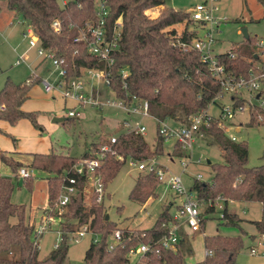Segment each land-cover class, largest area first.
Instances as JSON below:
<instances>
[{
  "label": "trees",
  "instance_id": "16d2710c",
  "mask_svg": "<svg viewBox=\"0 0 264 264\" xmlns=\"http://www.w3.org/2000/svg\"><path fill=\"white\" fill-rule=\"evenodd\" d=\"M257 1L264 8V0ZM164 4L165 0H106V35L112 37L118 33L116 48L111 52L113 62L109 66L88 53L85 41H74L85 23L96 19L95 0H66L63 6L59 0H0V12L6 8L31 25L41 45L65 64L67 77H82L85 68L102 69L110 79V89L116 98L130 101L131 96L135 95L145 99L153 117L183 126L188 124L192 114L210 105L219 89V82L208 71L197 51L184 50L175 44L178 32L181 40L189 42L192 39L194 22L188 12ZM159 6L163 8L156 15L147 12L149 8ZM118 18L121 21L119 26L114 25ZM54 20L59 22L58 30L51 26ZM178 26L182 27L180 31L177 30ZM244 40L229 49L233 57H229L228 52L217 54L219 61L234 76H246L251 67L262 60L258 39L248 36ZM122 69L128 72L124 78L121 77ZM32 80L26 84L14 83L6 78L0 88V120L14 124L26 118L37 125L36 112L21 108L28 98L30 85L38 82L36 77ZM233 100L234 104L244 103L242 98L233 97ZM254 113L261 114V108L251 107L250 118H256ZM73 118L67 117L62 122H69ZM201 129L204 133L202 139L208 145L219 146L222 158L221 162L210 161L207 164L209 176L198 179L195 175L189 186L203 205L201 225L206 214L214 211L208 203L218 195L226 199L223 219L227 223L237 224L236 214L227 210L226 203L259 202L264 205V163L249 166L246 143L232 140L217 119L212 120L209 127ZM110 137L109 132L100 133L79 156L53 150L32 154L27 167L47 174V207L40 220L47 214L52 215L56 221L51 225L61 235L57 247L46 257L39 256L38 245L42 235L36 234V225L30 221L26 206L10 200L15 187L13 177L0 175V264H71L66 259L69 239L84 224L88 225L90 231L97 233L99 239L87 247L83 264H125L131 247L141 242L151 243L166 231L163 223L171 219L170 205L162 208L148 228H121L106 217L105 199L96 202L92 195L86 202L85 178L76 174L74 165L81 159L91 157L101 144L109 142ZM154 140L156 144L151 147L144 135L120 131L112 144L115 154H106L98 168L105 189L128 157L144 160L162 155L165 139L159 135L158 128ZM172 151L177 158L186 155V151L176 141ZM0 160L14 174L23 167L21 162L13 160L1 150ZM141 173L129 192V198L139 203L154 197L160 183L154 172ZM68 176L76 178L77 192L63 211L58 213L54 202ZM31 179L25 178L23 182L29 185ZM253 223L257 232L264 235V219ZM117 229L122 234V242L109 250L108 238ZM180 232L182 238L175 250H153L142 264H187L185 255L191 253L192 248L184 231ZM241 246L240 235H206L204 247L207 254L202 264H236Z\"/></svg>",
  "mask_w": 264,
  "mask_h": 264
},
{
  "label": "rangeland",
  "instance_id": "374dc122",
  "mask_svg": "<svg viewBox=\"0 0 264 264\" xmlns=\"http://www.w3.org/2000/svg\"><path fill=\"white\" fill-rule=\"evenodd\" d=\"M196 1L165 0L164 6H171L177 10H187L190 4ZM218 6L219 15L225 20L220 24V32L216 35L213 45L215 53L228 51L232 47L243 43L245 40L241 33L242 28H246L251 38L264 41V8L257 0H219ZM162 8L163 6L152 7L147 12L154 16ZM9 20L11 21L10 25L8 24ZM181 28V26H178L177 30L180 31ZM21 31L22 26L19 24L18 17L12 15L6 8H3L0 12V88L6 78H9L14 83H24L36 67L41 77L48 75L49 77L47 78L50 80L55 77V73L48 74L53 68L50 62L47 61L42 66L37 65L38 55L35 49L29 48L27 40L21 35ZM18 56H24L25 61L20 65H15L14 63ZM33 78L34 76L31 77V79ZM86 82L92 83L96 81L87 78ZM98 85L100 86L96 88L99 89L100 102H106L107 99L111 100L113 98L111 90L102 82H99ZM30 89V96L23 106L24 109L25 107L32 106L33 108L44 110H33L37 114V125L23 118L19 121L21 122L22 120V122L26 123L17 121L11 124L12 126L19 127V129L15 130L17 133L6 135L16 148L21 151L22 154L20 156L26 160L28 156L22 151L23 149H28L29 145L33 144V142L28 139L27 131L29 130H27L25 125L21 124H29L36 131L38 143L41 140L48 141L50 138L56 144L57 149L54 151H68L73 155L79 156L85 147V141L88 144L91 138L97 137L102 132H109L111 135L118 134L122 131V126L120 125L122 120L129 118V114L122 109V111L117 112L113 108H107L109 105L105 104L102 107L103 110L98 109V107L85 106L80 109L81 114L79 117H75L69 122L52 123L51 116L53 113L56 117L67 118L68 108L73 107L74 103L70 101L65 103L63 97L56 92H45L40 83H32ZM242 96L247 100L250 98L247 91H242ZM225 101H228V99L225 98ZM252 103L258 106L255 100ZM49 106L51 110H45ZM260 108L262 119L259 118V114L255 115V113L254 117L256 118H250L252 117L251 110L249 111L248 105H246L242 112L235 113L222 121L226 135L229 137L233 135L237 141L246 143L249 166L264 163V100ZM210 112L216 114L218 109L212 105ZM142 122L147 125L144 138L149 146L152 147L156 144L154 140L157 128L156 124L149 118L143 119ZM236 126H238V130H236ZM12 138H15V140H12ZM173 143V138L167 139L163 145V154L156 156V159L162 165L167 166L170 171L180 173L179 159L174 157L172 151ZM193 153L194 159L201 158V162L197 164L191 163L187 166L186 172L182 173L183 183L187 187L191 185L192 178L196 173H200L203 178L209 176L207 159L211 162L222 161L219 146L215 144L208 145L203 139L196 142ZM168 154L170 157H173L172 162L169 161ZM4 173L12 176L15 184L10 198L11 202L25 205L30 220L38 219V215L43 213L47 207V183L45 177H41V173L44 172L33 170L29 185L25 184L22 178H15L8 167H6ZM139 173H141L140 170L135 165L130 164L129 160H126L117 175L106 185L105 193L107 196L104 198L106 206L105 214L108 219L116 222L118 227L148 228L154 223L162 208L166 205H172L171 202L176 198L166 182L161 181L156 188V195L154 197H149L143 203L130 199L129 192ZM89 198L86 195L87 203ZM173 203L175 204V202ZM238 203L235 201V204H231L233 207L231 212L236 214L237 224L227 223L225 219L219 217V211L216 209L206 214L200 231L190 233L186 237L192 248L191 253L185 255V262L187 264H197L203 260L205 257L204 236L216 233L241 236L242 246L237 253L236 264H264V254L262 253L264 246L260 244L261 237L264 235L257 232L253 223V221L264 219V207L259 202ZM201 210H203V206ZM72 237L71 235L69 239L67 262L71 264H83L84 253L91 243L93 236L90 233H86L77 242H74ZM57 239L58 233L55 226L51 225L39 239L40 258L42 256L46 257L50 253ZM252 247L256 248V254L250 253V248Z\"/></svg>",
  "mask_w": 264,
  "mask_h": 264
},
{
  "label": "built area",
  "instance_id": "2783aa9c",
  "mask_svg": "<svg viewBox=\"0 0 264 264\" xmlns=\"http://www.w3.org/2000/svg\"><path fill=\"white\" fill-rule=\"evenodd\" d=\"M61 6L65 5L66 0H59ZM219 0H197L192 3L186 11L189 14L190 19L194 22L192 28L193 36L191 41H183L180 39V32L176 36L175 44L181 49H192L199 53L200 59L206 64L208 71L219 82V89L213 97L210 105L203 110H200L189 117L187 125L178 126L170 124L167 121L159 120L153 117L149 113V105L147 100L137 98L135 95L131 96L130 101H126L120 98H116L113 94V98L107 99L106 102H100L99 94L93 91L87 90L86 79L90 78L97 83L102 82L106 87L110 89V79L102 69L97 68H85L82 77H67V71L65 64L57 59L54 53L44 48L38 36L35 34L31 25L25 20L19 19V24L22 26L21 35L27 40L29 48H33L36 54L42 60H48L53 66V72L55 73V79L50 80L48 78H40L39 82L42 84L45 92H58L64 99L72 100L76 106L70 108L67 111L68 117H79L81 114L80 109L85 106H92L101 108L102 106L109 105L128 113L129 116H139L140 118L152 117L156 121L158 133L163 136L165 141L169 138H173L174 142H179L180 147L186 151V155L179 157V165L181 167L180 173H174L170 171L166 166L162 165L156 157L146 158L144 160H135L128 157L130 164L135 165L140 172L149 173L154 172L158 180L165 181L169 189L175 194L177 203L173 212L171 213V219L163 223L166 227V231L157 239L151 243L141 242L138 245L131 247L126 256L125 264H142L147 254L153 250L158 251L159 248L175 250L177 244L180 242L181 230L189 231L191 233L201 230V207L203 206L196 197V194L187 187L182 180V173L186 171V168L191 163H200L201 158L194 159V145L198 140H202L204 133L202 127H209L212 120L217 119L220 126L222 121L228 119L235 113L242 112L246 105L248 110L255 106L252 102L255 100L258 103V107L263 105L264 100V41L258 40V46L260 48L259 54L262 60L257 61L254 66L251 67L246 76H234L230 74L225 65L219 61L217 54L228 52L229 57H233V53L228 51L215 53L213 51V45L216 40V35L220 32L219 26L225 20L219 15ZM96 19L94 21H88L84 27L80 29L79 34L74 38V41H85L87 43V51L89 54L105 61L109 66L112 64L113 59L111 52L116 48V41L118 33L112 37L106 35V16L108 9L106 6V0H95ZM120 19H116L114 25H120ZM11 24V22H10ZM51 26L58 30L59 22L54 20ZM201 32V34H200ZM25 57L18 56L15 60V65L24 63ZM125 69L121 70V77L124 78L127 75ZM26 84L32 82L31 78H28ZM111 90V89H110ZM242 91H247L249 99L247 100L242 96ZM233 97L242 98L243 104H234ZM227 98L228 101L224 102ZM217 102V104H215ZM218 108V114L213 115L210 112L211 106ZM2 106L0 105V109ZM259 118L262 119L259 114ZM122 132H134L144 135L147 127L138 122H132L130 120H123ZM117 134L111 135L109 142L101 144L97 152L91 157L79 160L74 165L76 174H79L85 178L84 193L91 197L95 196L96 202H102L105 197V186L102 181L101 174L98 168L101 166L106 154H115L112 144L116 141ZM232 140L236 138L231 135ZM119 158H122L118 155ZM16 175L22 179L32 177L33 169L25 166L18 168ZM198 179L202 178V175L198 173L196 175ZM77 180L73 176L65 178V182L62 184L59 194L54 202L55 210L61 213L64 207L69 203L72 196L77 192L76 186ZM225 197L218 195L214 201L209 202L208 205L212 206L213 210L219 211V217L224 218V204ZM55 218L52 215H46L36 225V234L38 236L46 232L50 225L55 222ZM58 239L53 244V248L57 247L61 235L58 230ZM86 233L92 234L91 242L95 243L99 239V235L88 229V225H82L77 231L72 234V239L77 242L80 237H83ZM122 242V234L119 229L115 230L108 238V249H113L116 245ZM260 244L264 246V236L261 237ZM251 254H256V248H250ZM264 254V248L262 249ZM207 254V252H205Z\"/></svg>",
  "mask_w": 264,
  "mask_h": 264
},
{
  "label": "crops",
  "instance_id": "0c3cea01",
  "mask_svg": "<svg viewBox=\"0 0 264 264\" xmlns=\"http://www.w3.org/2000/svg\"><path fill=\"white\" fill-rule=\"evenodd\" d=\"M191 5V4H190ZM11 14L13 15V13L11 12ZM18 17V16H17ZM9 23V25H10V20L8 21ZM38 66H42V64H44V63H46L48 60H42L39 56H38ZM48 62H50V61H48ZM22 64V63H21ZM51 64V63H50ZM20 65V64H19ZM52 65V64H51ZM52 73H54L53 72V68H52V70L48 73L49 75H51ZM30 75H32V76H34V78L36 77L37 78V80H38V82H36V83H40L39 82V80H40V78H47V77H49L48 75L46 76V77H41L40 76V74L37 72V67H36V69L34 70V71H32V73L30 74ZM53 79H55V77H53ZM52 79V80H53ZM25 82V81H24ZM94 83H96V85H94ZM97 86H100V85H98V83L97 82H89L88 84H87V90L88 91H93V94L95 95V92H97L98 94H99V89L98 88H96ZM30 90L31 89H29V92H28V98H29V96H30ZM95 91V92H94ZM56 92V91H55ZM57 94H59L58 92H56ZM99 97H100V95H99ZM27 98V99H28ZM54 99H55V97H53ZM26 99V100H27ZM64 99V98H63ZM25 100V101H26ZM68 101H70V102H72V103H74V106L73 107H75L76 106V104H75V102L74 101H72V100H67V99H64V102L65 103H67ZM24 104V103H23ZM23 104H22V106H21V108L23 109V110H25V111H27V110H30V111H33V110H37V111H44L43 109H37V108H33L32 106L31 107H25V109H24V106H23ZM51 106V105H50ZM48 107V108H45V110H51V107ZM73 107H71V108H73ZM103 107V106H102ZM102 107L101 108H98V109H100V110H103L102 109ZM214 107H216V106H214ZM44 108V107H43ZM82 108H84V107H82ZM81 108V109H82ZM107 108H113V109H115V110H117V112L118 111H122L121 109H118V108H116V107H113V106H108ZM217 108V107H216ZM27 109V110H26ZM70 108H68V110H69ZM218 109V108H217ZM213 115H217L218 114V112L216 113V114H214V113H212ZM56 117V115H54V113H53V115L51 116V122L52 123H55L54 121H53V119ZM68 117V116H67ZM129 118L127 119H125L124 118V120H130V121H132V122H140V123H142V124H144L146 127H147V125L145 124V123H143L142 122V120L143 119H145V118H149V119H151L153 122H155V124H156V121L154 120V118H152V117H145V118H140L139 116H128ZM64 119H65V117H63ZM63 119V120H64ZM62 120V121H63ZM123 121V120H122ZM20 122V121H19ZM59 122H61V121H59ZM20 123H26V122H22V120H21V122ZM122 123V122H121ZM170 124H173L174 125V123L171 121V122H169ZM21 125H25L26 126V128H27V130H29V131H27V135H28V139L29 140H31L32 142H33V144H31V145H29L30 147H28V149H23V151L22 152H25L26 154H27V156H28V159L26 160V159H23L22 158V156H20L22 153H21V151L20 150H18L17 148H16V146L13 144V142H11V140H9V138L6 136V135H8V134H13L14 135V133H17V131H15L16 129H19V127L18 126H12L10 123H8L7 121H4V120H0V150L1 151H4V152H6L7 153V155L8 156H10V157H12L13 158V160H15V161H19V162H21L22 164H23V166H25V167H27L29 164H30V162H31V160H32V154H34V153H44V152H48V151H51V150H56L57 148H56V144H54V142H52L51 141V139L49 138V140L47 141V140H41L39 143L37 142L38 140H37V134H36V131L34 130V129H32L31 128V126L29 125V124H21ZM15 127V128H14ZM236 130H238V126H236ZM96 137V136H95ZM95 137H93V138H91V140L88 142V144L91 142V141H93V140H96L95 139ZM97 138V137H96ZM15 139V138H14ZM35 141H36V143H35ZM88 144H86V141H85V147L88 145ZM84 147V148H85ZM83 148V149H84ZM57 152H59V151H57ZM66 153H69V154H71V155H73L72 153H70V152H68V151H65ZM19 156H20V158H19ZM75 156H77V155H75ZM168 157H169V161L170 162H172L173 161V157H170V155L168 154ZM165 166V165H164ZM6 167H8L7 165H5L4 163H2L1 162V160H0V175H7V176H10L9 174H5L4 172H5V169H6ZM167 167V166H166ZM9 168V167H8ZM28 168V167H27ZM168 168V167H167ZM10 169V168H9ZM169 169V168H168ZM42 172V171H41ZM186 172V171H185ZM12 174H14V173H12ZM42 175H41V177L43 178V177H45V180H46V177H47V174L44 172V173H41ZM198 173H196V175H197ZM16 177H18L16 174H14ZM23 180V179H22ZM46 183H47V180H46ZM148 202V201H147ZM146 202V203H147ZM173 202H175V204L173 203ZM173 202H171L172 203V205L170 204V212L172 213L173 212V210H174V208H175V205H176V203H177V198H174L173 199ZM145 203V204H146ZM235 204V201H228L227 203H226V208H227V210L228 211H230L231 212V210L233 209V207H232V205L231 204ZM241 203H245V202H239L238 204H241ZM144 204V205H145ZM143 205V206H144ZM263 207H264V205H263ZM236 211V210H235ZM41 215H42V213L41 214H39L38 215V219L37 218H35L33 221L32 220H30L31 222H34V224L35 225H37L40 221V218H41ZM39 216H40V218H39ZM203 226V225H202ZM201 229H202V227H201ZM185 233V235H186V237L191 233V232H189V231H185L184 232ZM40 251V250H39ZM205 250H204V255L206 256V254H205ZM49 254V253H48ZM39 256H40V252H39ZM43 257H45V256H42L41 258H43ZM205 258V257H204ZM204 258H203V260H204ZM202 260V261H203ZM202 261L201 262H199V263H197V264H202Z\"/></svg>",
  "mask_w": 264,
  "mask_h": 264
},
{
  "label": "water",
  "instance_id": "95a60500",
  "mask_svg": "<svg viewBox=\"0 0 264 264\" xmlns=\"http://www.w3.org/2000/svg\"><path fill=\"white\" fill-rule=\"evenodd\" d=\"M241 33H242V35H243V37L244 38H248V33H247V30H246V28H242L241 29ZM64 118L63 117H55L54 119H53V121L54 122H59V121H62ZM206 162H207V164H209L210 163V160L209 159H207L206 160ZM107 217V216H106ZM108 218V217H107Z\"/></svg>",
  "mask_w": 264,
  "mask_h": 264
}]
</instances>
